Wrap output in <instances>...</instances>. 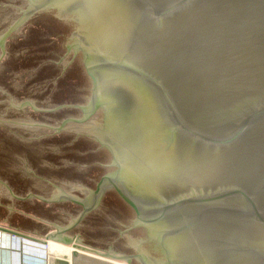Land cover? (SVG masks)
Wrapping results in <instances>:
<instances>
[{
    "label": "water",
    "instance_id": "1",
    "mask_svg": "<svg viewBox=\"0 0 264 264\" xmlns=\"http://www.w3.org/2000/svg\"><path fill=\"white\" fill-rule=\"evenodd\" d=\"M0 264H264V0H0Z\"/></svg>",
    "mask_w": 264,
    "mask_h": 264
}]
</instances>
